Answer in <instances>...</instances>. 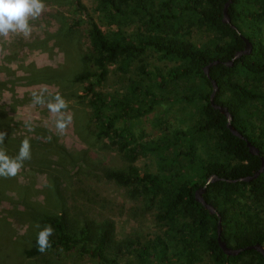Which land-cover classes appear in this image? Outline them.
<instances>
[{"label":"trees","instance_id":"16d2710c","mask_svg":"<svg viewBox=\"0 0 264 264\" xmlns=\"http://www.w3.org/2000/svg\"><path fill=\"white\" fill-rule=\"evenodd\" d=\"M63 1L41 0L56 4ZM227 1L95 0V12L106 31L78 0L75 10H80L83 18L73 22L58 16L62 28L69 21L75 26L81 22L87 25L91 54L81 57L82 66L73 73L72 81L82 85L87 82L81 98H87L97 139L107 141L128 162L125 170L108 171L105 177L131 188L134 195L157 208L161 235L139 247L132 243L125 247L137 252L141 264H168L172 258L181 260L180 264H198L204 255L213 264H240L244 259L264 264L263 256L254 250L226 256L217 243L219 216L221 238L228 247L244 249L259 244L264 248V171L251 182L209 184L202 198L218 216L195 199V191L211 175L226 180L252 176L264 158V0H231L230 23L225 24L222 18ZM201 32L204 40L195 41V34ZM245 39L251 44V52L231 67L225 66L244 49ZM149 53L173 66L149 70ZM214 61L219 64L210 67L207 78L204 68ZM110 67L122 75L133 74L121 94L104 90ZM45 71L44 81L61 77L52 69ZM212 80L217 86L214 103L227 108L234 128L258 148L259 155L249 153L246 142L227 129L225 116L211 106ZM158 100L195 103L196 118L188 128L171 132L170 137L166 134L145 141L142 132L136 136L134 125L151 113ZM4 125L0 121V132L6 133L0 148L18 156L23 142L15 143L13 149L14 142ZM39 132L46 139L40 146L47 151L43 165L53 162L49 153L63 160L65 150L58 144V137L43 128ZM145 152L158 155L163 163L161 172L140 173L134 163ZM2 187L0 194L5 193ZM42 224L46 228L39 229L33 247L25 251L28 257L44 251L76 252L98 264H120L123 251L114 241L112 222L75 223L63 210L43 217ZM48 228L52 233L42 251L40 237Z\"/></svg>","mask_w":264,"mask_h":264},{"label":"rangeland","instance_id":"374dc122","mask_svg":"<svg viewBox=\"0 0 264 264\" xmlns=\"http://www.w3.org/2000/svg\"><path fill=\"white\" fill-rule=\"evenodd\" d=\"M78 1L106 31L107 27L95 12V0ZM74 2H42L41 13L29 17L31 49L25 47L14 53L15 60L9 66L8 76L6 70L0 69V78L6 74L0 84V121L6 123L4 129L14 142L13 149L15 143L24 144L25 141L36 148H29L30 157L23 161L15 175H0V188L3 184L5 191L0 194V264H98L93 258L76 252L44 251L31 257L25 254L33 247L39 229L46 228L42 224L43 217L63 210L75 223L112 222L114 241L123 251L120 264H141L137 252L125 249L126 244L139 247L161 235L155 205L134 195L131 188L105 177L108 171L125 170L128 162L107 141L97 139L87 98H81L87 82L82 85L72 81L71 76L82 66L81 57L91 54L85 23L75 26L69 21L62 28L58 22L60 15L73 22L83 18L81 11L75 10L77 4ZM204 38L201 32L195 34L194 40L199 42ZM156 58L148 54L149 70L173 66V63ZM46 69L56 71L61 77L44 81ZM132 75V72L130 75L116 73L115 67H110L104 90L121 94ZM196 108L195 103L184 105L158 100L151 113L137 121L134 132L136 136L142 132L145 141L157 140L166 134L170 137L174 130L186 129L194 122ZM60 124L64 127H59ZM41 128L57 136L58 144L64 148V157L60 155L63 160L49 153L53 162L59 161L61 165L53 162L43 165V155L47 151L40 148L46 143L40 135ZM3 152L11 159L17 157L8 150ZM66 157L70 158L65 160ZM71 158L75 162L70 163ZM134 164L140 173L156 174L161 172L163 163L158 155L145 152ZM180 263L181 260L172 258L168 264ZM198 264L213 263L204 255ZM240 264H254V261L244 259Z\"/></svg>","mask_w":264,"mask_h":264},{"label":"clouds","instance_id":"9594fccd","mask_svg":"<svg viewBox=\"0 0 264 264\" xmlns=\"http://www.w3.org/2000/svg\"><path fill=\"white\" fill-rule=\"evenodd\" d=\"M44 5L41 0H0V35H7L9 31L21 32L29 35V17L38 16ZM62 106V105H61ZM63 128L64 125L60 124ZM6 133L0 132V144L3 143ZM30 157V149L27 141L22 145L15 159L9 158L0 150V175H15L22 166L24 160ZM52 229L48 228L40 237L41 250L47 243V237Z\"/></svg>","mask_w":264,"mask_h":264},{"label":"water","instance_id":"95a60500","mask_svg":"<svg viewBox=\"0 0 264 264\" xmlns=\"http://www.w3.org/2000/svg\"><path fill=\"white\" fill-rule=\"evenodd\" d=\"M231 3V0H228L225 5H224V8H223V18H222V22L225 23V24H229L230 23V19H229V15H228V6L230 5ZM232 28H235L232 26ZM251 44L250 42H248L246 39H245V46H244V49L242 51H238L236 52V54L234 55L233 59L228 61V62H225L224 65L225 66H228V67H231L233 65V62L235 60H237L238 58H240L241 56L243 55H248L250 52H251ZM219 64V61H214L210 64H208L205 68H204V73L206 75L207 78H210L209 77V69L210 67L214 66V65H217ZM211 86H212V93L210 95V104L211 106L215 109V110H218L219 113H221L222 115L225 116L226 120H227V129L231 132V134H233L234 136H236L237 138L241 139V140H244L246 142V146L249 150V153L252 154V155H259V150L258 148H256L255 146H253L245 137H243L235 128L234 126L232 125V115L228 112L227 108L226 107H223V106H220V105H217L214 103V96H215V93L217 91V86H216V83L215 81H211ZM264 171V158H261V165H260V168L254 172V174L252 176H247V177H244V178H240V179H237V180H226V179H223V178H218L216 175H211L205 185L196 190L195 191V199L198 203H200L206 210L209 211L210 214H216V211L214 210V208L207 204L205 202V200L202 198V194L205 192L206 190V187L211 184V183H214V182H217V181H227V182H231V183H236V182H251L253 180H255L256 178H258V176ZM218 216V215H217ZM219 218V221H218V225H217V243H218V246L219 248L222 250V252L226 255V256H237L239 253H241L242 251L244 250H254L258 253H260L263 258H264V248L263 246L259 245V244H254V245H250V246H247L245 247L244 249H232L230 247L227 246L226 242L224 240H222L221 238V231H222V228H221V224H220V217L218 216Z\"/></svg>","mask_w":264,"mask_h":264},{"label":"crops","instance_id":"0c3cea01","mask_svg":"<svg viewBox=\"0 0 264 264\" xmlns=\"http://www.w3.org/2000/svg\"><path fill=\"white\" fill-rule=\"evenodd\" d=\"M28 24L30 28V18L28 20ZM30 37L31 29L29 35L27 36L18 31H9L6 36L0 35V69L6 70L5 72L8 73L7 76L9 75V66L15 60L14 53L18 49L25 47L31 49V44L29 41ZM5 75L3 79H6ZM3 79L0 78V84L4 81Z\"/></svg>","mask_w":264,"mask_h":264}]
</instances>
